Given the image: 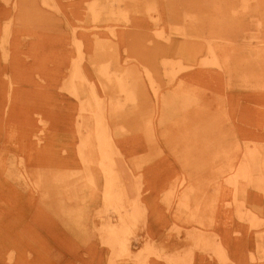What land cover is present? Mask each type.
<instances>
[{"label": "rangeland", "instance_id": "obj_1", "mask_svg": "<svg viewBox=\"0 0 264 264\" xmlns=\"http://www.w3.org/2000/svg\"><path fill=\"white\" fill-rule=\"evenodd\" d=\"M176 258L264 264V0H0V264Z\"/></svg>", "mask_w": 264, "mask_h": 264}, {"label": "bare ground", "instance_id": "obj_2", "mask_svg": "<svg viewBox=\"0 0 264 264\" xmlns=\"http://www.w3.org/2000/svg\"><path fill=\"white\" fill-rule=\"evenodd\" d=\"M81 61V60H80ZM77 64V63H76ZM74 64V65H76ZM79 65V64H78ZM214 65V64H213ZM80 66V65H79ZM75 70L72 72L71 74V80L69 81L70 84H71V87L70 88L71 90H69V92L75 94L77 97L79 96V94L83 91H80L78 90V88H80L82 86V82L86 83L87 81L84 79V76L82 75V72L80 71L79 68L77 67H74ZM104 68H101L100 71L102 72ZM82 70V69H81ZM103 74H105V76L107 75V72H102ZM108 78V76H107ZM110 78V77H109ZM108 78V79H109ZM87 79V78H86ZM106 79V78H105ZM112 80V79H111ZM111 80H108V81H111ZM105 81V80H104ZM120 81V80H119ZM121 82V81H120ZM114 83V82H111V84ZM123 83V82H122ZM102 84V83H101ZM104 84V83H103ZM124 84V83H123ZM77 85H81L80 87H77ZM86 85V84H85ZM100 85V84H99ZM105 85V84H104ZM114 85V84H113ZM101 86V85H100ZM112 87V86H111ZM106 88V87H105ZM117 88V87H116ZM103 89V88H102ZM112 90V89H111ZM108 93H110V91ZM117 90V89H116ZM80 91V92H79ZM104 91V90H103ZM114 91V90H113ZM118 91V90H117ZM84 92V91H83ZM82 92V93H83ZM90 92V91H89ZM88 92V93H89ZM93 92V91H92ZM119 92V91H118ZM103 93H106V92H103ZM94 95V94H93ZM111 95V94H110ZM89 96V94H88ZM112 96V95H111ZM110 96V97H111ZM114 96V95H113ZM79 98V97H78ZM82 97L79 98V100H81ZM96 98V97H95ZM98 98V97H97ZM86 100V98H84ZM81 100L80 102V109L82 110H85V102ZM99 99V98H98ZM101 99H104L101 98ZM114 99V97H113ZM120 99V98H119ZM90 100H88L89 102ZM92 101V100H91ZM103 102V100H102ZM120 102V101H119ZM109 103V102H108ZM112 103V101H111ZM117 103V102H116ZM121 103V102H120ZM123 104V103H122ZM101 105V104H100ZM111 105V104H110ZM109 105V106H110ZM118 105V103L116 104V106ZM88 106V105H87ZM105 106V105H104ZM103 106V107H104ZM113 103H112V107H113ZM118 107V106H117ZM101 109H103L101 107ZM100 108H99V103L96 101L95 103V106L90 109V115L88 116V119L95 122V134H94V144L96 143V146L94 149H96L97 153H98V156H99V162L101 163L100 167L102 169V171L104 172V175H105V198L107 200V202L111 205H114V207H116V212L118 213V219H119V222L121 223L119 228H115L114 226H110L109 228V236L110 238H113V240H111V244L113 243L115 246H117L118 248V252L121 253V254H127L128 252V243L126 242V239L125 238V233L127 232V228H128V225L134 217L135 215V211H132L130 214H127L125 216H123V214L125 213V210L123 212H121L123 209H122V206L119 204L121 199H120V196L118 194V192H116V187L115 185L117 184L116 183V178H115V173L114 172V169H113V166H112V159H111V154L115 152V149H114V143L112 142L111 140V135L109 134V132L106 130L105 126H104V123H102L103 121V118L101 115H99L98 112ZM80 118H81V115H80ZM84 119V118H83ZM87 120V119H86ZM85 120V121H86ZM88 121V120H87ZM83 123V122H82ZM85 127V126H84ZM78 129H80V127H78ZM80 131V130H79ZM40 132V131H39ZM79 135V134H78ZM86 138L88 139V136L85 135ZM79 138V137H78ZM81 140V139H80ZM85 141V139H84ZM87 143V142H86ZM81 144H84V143H81ZM80 144V145H81ZM79 146V145H78ZM89 146V145H88ZM78 148V147H77ZM82 150V149H81ZM78 156V155H77ZM251 156H253V154L251 153ZM85 157V156H84ZM87 157V156H86ZM246 157H248V155L246 154ZM91 158V157H90ZM89 160V159H87ZM82 162V161H81ZM92 163V162H91ZM87 164V163H85ZM85 166V165H84ZM87 167V166H85ZM232 168V167H231ZM247 170V169H246ZM245 171L243 169L242 173H240L241 176H243L245 178ZM90 175V174H89ZM232 177V176H231ZM230 177V179H231ZM229 179V180H230ZM246 179V178H245ZM258 180V179H257ZM231 181V180H230ZM231 183V182H230ZM232 184V183H231ZM230 184V185H231ZM197 207V205H196ZM124 208V207H123ZM122 209V210H121ZM133 215V216H132ZM254 223V222H253ZM105 231H107L105 229ZM108 233V231H107ZM106 233V234H107ZM127 234V233H126ZM106 237V236H105ZM110 240V239H109ZM108 242V241H107ZM108 244V243H107ZM110 246V244H109ZM219 246V245H218ZM220 252L222 254V256H224V252L222 250V247H219ZM219 251V250H218ZM117 252V253H118ZM219 252V253H220ZM116 253V254H117ZM118 255V254H117ZM188 255V254H187ZM219 255V254H218ZM188 257V256H187ZM219 256H217V259H218ZM180 259V258H179ZM178 258L176 259H171L170 263L171 264H176L179 260ZM220 259V258H219ZM218 259V260H219ZM227 259V258H226ZM144 260V259H143ZM223 261V260H222ZM144 262V261H143ZM143 264V263H142Z\"/></svg>", "mask_w": 264, "mask_h": 264}]
</instances>
